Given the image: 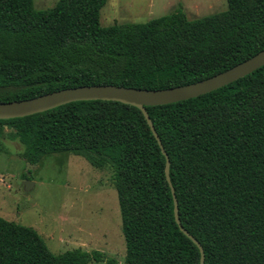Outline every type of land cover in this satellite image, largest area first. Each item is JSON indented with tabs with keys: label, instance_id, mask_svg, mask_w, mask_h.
I'll return each instance as SVG.
<instances>
[{
	"label": "trees",
	"instance_id": "16d2710c",
	"mask_svg": "<svg viewBox=\"0 0 264 264\" xmlns=\"http://www.w3.org/2000/svg\"><path fill=\"white\" fill-rule=\"evenodd\" d=\"M106 2L58 0L37 10L33 0H0V102L82 85H185L264 48V0H226L225 10L194 19L179 6L146 22L102 26ZM146 110L170 160L180 223L203 247L204 264H264V65ZM5 127L26 163L66 152L112 169L125 241L119 264H199L198 247L174 218L165 156L139 109L76 101L0 120V149ZM104 259L80 248L55 254L36 229L0 216V264Z\"/></svg>",
	"mask_w": 264,
	"mask_h": 264
},
{
	"label": "rangeland",
	"instance_id": "374dc122",
	"mask_svg": "<svg viewBox=\"0 0 264 264\" xmlns=\"http://www.w3.org/2000/svg\"><path fill=\"white\" fill-rule=\"evenodd\" d=\"M58 0H33L34 8H52ZM181 6L188 19L223 11L226 0H107L100 10L102 26L142 23ZM4 128L0 149V216L31 226L55 254L80 248L100 251L118 264L125 241L112 169H97L66 152L45 155L25 176L22 145ZM33 184L25 191L23 182ZM89 264H108L107 261Z\"/></svg>",
	"mask_w": 264,
	"mask_h": 264
},
{
	"label": "water",
	"instance_id": "95a60500",
	"mask_svg": "<svg viewBox=\"0 0 264 264\" xmlns=\"http://www.w3.org/2000/svg\"><path fill=\"white\" fill-rule=\"evenodd\" d=\"M263 65L264 48L255 55L232 66L231 68H228L227 70L217 73L211 77L185 85L163 89H141L113 84L82 85L64 88L30 99L0 102V120L30 116L76 101H115L126 105H131L139 109L152 134L157 140L162 153L165 156V177L173 196L175 221L179 229L198 247L200 253L199 264H204L203 247L198 242V240L193 235H191L180 223L178 215V203L170 180V160L153 126L146 107L165 105L198 97L226 86L252 73ZM36 167L37 164L26 163L25 174L29 176L32 169ZM23 184L25 191H28L31 188V184L33 183L30 179H26Z\"/></svg>",
	"mask_w": 264,
	"mask_h": 264
}]
</instances>
